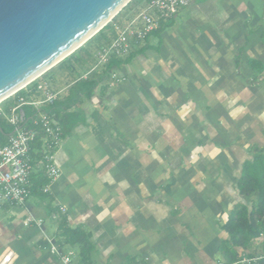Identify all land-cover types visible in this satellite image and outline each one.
<instances>
[{"label": "crops", "instance_id": "obj_1", "mask_svg": "<svg viewBox=\"0 0 264 264\" xmlns=\"http://www.w3.org/2000/svg\"><path fill=\"white\" fill-rule=\"evenodd\" d=\"M242 1L259 13L258 0ZM234 6L229 0H192L182 9L191 7L184 13L186 19L180 21L183 23H174L178 14L170 20L174 28L164 39L167 28L158 36L151 33L135 50L147 46L122 66L145 53L148 62L145 77L139 80L132 77L122 83V99L127 100L135 91L147 97L151 107L144 106L143 111L134 115V120L129 100L123 103L124 109L120 112L94 108L91 99L81 105L84 122L63 137L54 159L59 176L49 186L48 197L41 200L31 193L25 207L0 204V257L12 251L10 264H61L58 256L44 248L45 236L40 228L24 224L29 212L43 219L46 236L47 220L53 234L60 233L57 221L47 214L50 203L56 207V213L63 206L67 225L81 227L86 239L91 240V243L87 241L86 256L90 264H219L224 261L219 246L227 234L221 226L234 204L239 203L237 197H244L238 191L237 182L243 163L252 157L247 149L252 144L260 148L264 145L261 144L264 137L260 140L247 124L251 114L249 102L255 103L254 114L264 122V83L247 82L254 69L233 57L240 52L247 58L252 52L255 55L251 59L263 62L264 42L259 40L255 48L247 46L248 34L239 23L240 16ZM151 37L158 39V45L149 43ZM259 52L261 57L257 55ZM147 79L154 84L149 86ZM85 103L88 104L85 106ZM235 115L242 117L236 125ZM138 118L144 120L145 126L151 125L150 139L159 137L171 143H174V134L193 124L195 129L183 132L186 136L200 132L201 157L191 165L184 154L181 156L179 151L172 152L169 146L165 147L164 152L169 153L178 167L171 174L174 168L169 165L170 160L157 159V164L170 172L154 189L147 178L122 173L119 164H129L132 157L139 162L142 159L136 150L130 151L131 156L125 155L127 150L122 151L114 139L120 131L135 132ZM223 122L237 128L227 138L224 134L222 138L220 132L219 124ZM131 140L135 143V139ZM147 160L151 158L144 159L150 167ZM179 181L185 184V189L194 188V193L190 191L187 196L189 204L182 186L177 184ZM227 184L237 197H232L229 189L225 190ZM232 198L230 210L227 204L224 208ZM38 209L43 215L36 216ZM172 216L176 219L172 230L166 236L158 234L154 238L153 225L160 227V223ZM181 228L188 237L180 234ZM155 239L159 241L153 244Z\"/></svg>", "mask_w": 264, "mask_h": 264}, {"label": "rangeland", "instance_id": "obj_2", "mask_svg": "<svg viewBox=\"0 0 264 264\" xmlns=\"http://www.w3.org/2000/svg\"><path fill=\"white\" fill-rule=\"evenodd\" d=\"M256 1V0H255ZM254 1V2H255ZM229 2H232L233 5H235V10L238 12V16L239 17V23L246 29V33L248 34V38L246 39V44L247 46L253 47L255 48L254 44L255 43H259V40H261L262 42H264V0H258L256 6L258 5L261 9L258 10L259 13L256 14V11L253 10V7L251 4L245 3L242 0H229ZM141 6L140 2H131L129 4V6H127L128 8H122V10L119 12L120 14L117 15V18H120L121 15L123 14H134V10H137V8ZM191 7H187L184 10H182L179 15L177 16L176 19H174V23H183L180 21H183L186 19V15L184 13H186ZM244 8V9H243ZM234 10V11H235ZM255 11V12H254ZM123 17V16H122ZM172 24L170 26L167 27V29L164 30V36L162 39H164V37H166L167 34H169L170 30L174 28V26H172ZM185 27L186 24L184 25ZM171 27V28H170ZM96 35V34H95ZM93 37V36H92ZM95 41L88 39L84 44H82L85 52H81L80 54L76 55V58L70 60V61H63L61 63V67L58 66L59 63H57L56 65H54L53 67H51L50 69H48L44 75L41 76V78H39V81L45 80L49 83H51L52 88L54 89H60V88H64V87H68L69 85H71V83L77 79L80 78H84L86 76H88L89 74L93 73L94 71L98 72L101 71L103 68V66H101L98 63V58H99V50L98 47L94 44ZM149 43H151V45H158V39H152V37L150 38ZM79 47V48H80ZM78 48V49H79ZM156 52V51H155ZM158 53V51H157ZM256 53V52H255ZM145 54V53H144ZM143 55H137L136 58L131 62V64L126 65V66H121L118 70H115L110 76L106 77L103 84H101V86H105V93L101 94V86L96 88V92H95V96L90 100V102L92 103L94 108H105L108 109L110 112H120L122 109H124L123 107V103H125L127 100L131 101L130 103V107L131 110L130 114H131V118L134 120V115L138 114L140 111L144 110V106L145 107H151L150 105V101L147 99V97L137 93L134 91L133 94H131L130 96H127V100H123L122 98L124 97L123 94V90L122 88L120 89V86L122 87V83H125L126 81H129L132 77L136 78L137 80H139L138 78H144V70L147 69V64L148 62L145 59V56ZM259 53H257V55L259 57H261V55H259ZM251 56H248L247 58L244 56H242V53L237 52L235 54H233V57H235V59H240V61H244L245 64L247 66H249V60H251V57L254 56L255 54L251 52L250 54ZM158 58V54L156 55ZM68 57V56H67ZM160 57V56H159ZM66 58V57H65ZM64 58V59H65ZM79 59V60H78ZM262 59V58H260ZM264 62V58L262 59ZM162 70V69H161ZM252 72V71H251ZM164 73L166 74V72L164 71ZM157 80H159V77L156 76ZM155 77V78H156ZM166 84H169L168 82V78ZM143 81V80H141ZM149 81V82H148ZM147 82L149 83V86H151L152 83L151 80L147 79ZM247 82H258V83H264V70H257L254 69V72H252V74L249 76V80ZM165 84V85H166ZM66 91V89L64 90V92ZM261 91V90H260ZM63 92V93H64ZM128 93V92H127ZM100 95H108L107 97H102ZM96 99V100H94ZM89 102V101H88ZM136 102V103H134ZM250 105L248 106L251 110V114L247 117L248 118V129L250 131H252L254 133V135H257L260 140L264 137V122H260V120L256 117V114H254V102H249ZM88 103H85V106ZM128 104V102H127ZM126 104V105H127ZM248 103H246L247 105ZM2 105V104H0ZM141 117H143L142 114H140ZM242 117L240 115H235L233 116V123L236 125L235 122L241 120ZM144 120L141 118H138V122H137V128H136V133L131 131L130 133L127 131H120L116 137H115V142L116 144L120 145V149L122 151H126V154H129L130 151L132 150H136L139 153V157H141V161L139 162V159L137 160L136 158H131L129 160V164L128 162H126L125 164H119V166L122 167L121 172L126 173L127 176H129L130 174L133 175H137V176H141L143 178V180H145L147 178L148 183L151 184V186L153 187V189L158 186V184L165 178L167 177L168 173L170 172V169H164V167H162L161 165L157 164V159H162L164 157V159L170 160L169 165H172V167L174 168L170 173L174 174L176 173V168L178 166H176V162L173 161V159L170 157L169 153L164 152L165 147L169 148L170 150H172V152H176L179 151L180 155L183 156V154L186 156V159L189 161V163H191V165L197 160V158L201 157L202 155V144L201 141L199 139H201V135L200 132L197 133H191V136H186V133L188 130H193L195 129L193 126V124H191L189 127L186 126V128H181L183 131L174 134V136L172 137V140L174 143L171 142H167L164 141V139L160 140V138H153L150 139L149 138V134L151 131L150 126L151 125H144ZM261 125L263 126V129L261 127ZM219 127L222 128L221 129V133H222V138H223V134L224 137L227 138L228 135H231L232 132L234 131V125L232 123H227V122H223L221 123V125L219 124ZM237 129V128H235ZM223 131L225 133H223ZM131 139H135V143H132ZM124 143V144H123ZM264 143L261 142V144ZM260 145V144H259ZM258 149H260L263 153H264V145L260 147H258L255 144H252L251 146H249L248 153H250V155H253L255 152H258ZM131 156V154H129ZM123 156V154H122ZM128 157V156H127ZM151 158V160H147L150 163V167L147 166V163L144 162V159L146 158ZM186 160V161H187ZM175 162V164L173 165L172 163ZM128 164V165H127ZM187 166V164H186ZM185 166V167H186ZM194 166V165H193ZM148 168L150 169V172H148ZM149 174V175H148ZM149 176V178H148ZM142 181V179H141ZM140 181V183H141ZM183 181V180H182ZM179 181L177 182V184H180L181 187V191L182 193H184L185 196V200L188 201L186 204L191 203L190 198H188L187 196H190V193H194V188H189V189H185V184H182L183 182ZM143 182V181H142ZM196 187V186H195ZM229 189L230 190V194L231 196L233 195L234 197H237L238 195L235 193L234 194V190L229 188V185L227 184L225 186V190ZM191 191V192H190ZM229 194V195H230ZM232 196V197H233ZM256 198V194H253V196L251 198H248V200L251 199H255ZM238 202H244L246 200V198L244 199V197H237ZM235 200V199H234ZM185 201V202H186ZM230 202L225 203L224 208L226 207L227 204V208H229L231 205H233V198L232 200H229ZM35 210V209H34ZM230 210V208H229ZM37 211V209H36ZM42 210L38 209V215L36 216H41L43 215V213L39 214ZM33 213V212H32ZM63 217V214H59V218L61 219ZM222 217V216H221ZM220 217V219H222ZM51 219V218H50ZM49 221H45V226L47 227L48 237H51L53 239V241L57 244V240L60 238V233L56 232V234L54 235L52 231V227L49 226ZM160 223V222H159ZM176 223V219L175 217H170V219L166 222L160 223V227L154 226L152 230L154 231V238H156V236L159 234L160 236H163L168 233V231L170 232L173 228V225ZM218 223V220H217ZM30 225H28L29 227ZM160 228V229H159ZM180 234L186 235V237H188V234L186 231H183V229H180ZM43 235V234H42ZM52 235V236H51ZM164 236V237H165ZM43 242L46 243L44 248L47 249L48 247V242L47 240L43 237ZM87 241L89 243H91V240H89V238H87ZM159 240H154L153 244L158 243ZM212 244V243H211ZM58 245V244H57ZM264 247V242H263V238L260 236L256 239H253L250 244L248 245V247H246L245 249H242L240 247H236L233 248V250L237 253L238 258H243L244 254L246 253H255L256 255L259 253H262V248ZM60 249V248H59ZM62 250H60L61 253L66 254L69 256L70 260L67 261V263H64L63 261L60 260L61 264H78L79 263V257L77 254V250L75 248H66V247H61ZM95 250V249H93ZM93 255V251L91 250L89 253V256L92 257ZM223 261V260H222ZM243 263H245L247 261V258H243L242 259ZM93 263V260H92ZM96 264V263H95ZM128 264V263H126ZM211 264H216L215 262H212Z\"/></svg>", "mask_w": 264, "mask_h": 264}, {"label": "built area", "instance_id": "obj_3", "mask_svg": "<svg viewBox=\"0 0 264 264\" xmlns=\"http://www.w3.org/2000/svg\"><path fill=\"white\" fill-rule=\"evenodd\" d=\"M191 1L140 0L141 6L134 10V14H123L112 22L114 35H110L109 41L98 49V63L104 66L110 58L126 57L144 44L146 38L161 23L174 19ZM42 75L20 89L25 91L27 98L20 96L8 113L0 106V114L13 126L6 144L0 146V204L5 202L12 206L25 207L31 195V176L38 170L44 168L49 177V182L43 187L44 192L49 193V186L59 176V168L54 159L62 145L63 136L58 121L52 114L39 112L29 122H23V114L19 111L24 104L39 108L62 96L65 89L67 91L68 87L54 89L51 83L42 79L39 81ZM37 141L38 147L35 146ZM65 211L61 206L58 214L52 213L50 216L52 220L58 221L59 214H64ZM43 222L42 218H36L29 212L24 219L25 225L34 224L40 228L48 242L50 253L67 263L69 256L61 253L53 239L45 235ZM12 255L13 252L9 251L1 256L0 264H10Z\"/></svg>", "mask_w": 264, "mask_h": 264}, {"label": "trees", "instance_id": "obj_4", "mask_svg": "<svg viewBox=\"0 0 264 264\" xmlns=\"http://www.w3.org/2000/svg\"><path fill=\"white\" fill-rule=\"evenodd\" d=\"M131 2L137 3L140 0H130L124 8L127 9V6ZM117 15L99 30L96 35L90 38V40L95 41L94 44L98 49L109 41L110 35L111 37L114 35L112 22L116 19ZM170 22L161 23L152 33L158 36L161 30L171 25ZM146 48L147 46H144L138 51H132L124 58H110L101 71H94L84 78L73 81L68 86L65 94L57 97L51 103L44 104L39 108H34L27 104L20 106L19 111L23 114V122H29L39 112L52 114L60 125L62 136L65 137L73 128L84 122L85 115L81 109V105L95 96L96 88L103 84L105 78L110 76L115 70H118L122 65L129 63L137 53H142ZM82 51L85 52L83 47L75 50L68 57L60 61L58 66L61 67L63 61H70L76 58V55ZM249 64L253 69L264 70V62L262 61L251 59L249 60ZM101 92V94L105 93V86H101ZM20 96L27 98L25 91L19 90L15 95L1 103L2 110L8 113L9 108L16 103ZM12 130L13 126L6 122L5 118L0 114V146L6 144L8 135ZM35 146H39L38 141ZM31 152L33 153V150ZM48 182L49 177L46 175L44 168L34 172L31 176V193L36 194L41 200L42 198L45 199L49 193L44 192L43 187ZM237 188L246 200L234 204L226 221L221 226V229L226 232L227 237L221 240L219 246V251L224 258V261L219 264H264V247L262 248L263 252L260 254H244L243 258H247L245 263L242 261L243 258H238L237 253L233 250L236 247L245 249L253 239L260 236L264 242V153L260 149L243 163ZM253 194H256V198L248 200ZM50 205V203L47 204V214L49 217L56 211V207ZM57 225L60 230V238L57 240L59 247L67 245L74 247L78 250V264H86L89 245L85 231L79 226L74 228L69 227L63 217L57 221ZM87 264H90V262Z\"/></svg>", "mask_w": 264, "mask_h": 264}, {"label": "water", "instance_id": "obj_5", "mask_svg": "<svg viewBox=\"0 0 264 264\" xmlns=\"http://www.w3.org/2000/svg\"><path fill=\"white\" fill-rule=\"evenodd\" d=\"M129 1L0 0V102L72 54Z\"/></svg>", "mask_w": 264, "mask_h": 264}, {"label": "bare ground", "instance_id": "obj_6", "mask_svg": "<svg viewBox=\"0 0 264 264\" xmlns=\"http://www.w3.org/2000/svg\"><path fill=\"white\" fill-rule=\"evenodd\" d=\"M124 6H125V5H124ZM124 6H122L121 8H123ZM121 8H120V9H121ZM120 9H118L115 13H117ZM115 13H114V14H115ZM114 14H113V15H114ZM111 17H112V16H111ZM111 17H110V18H111ZM110 18H108V19L106 20L105 23H107V22L110 20ZM54 65H56V64H54ZM54 65H53V66H54ZM53 66H52V67H53ZM44 71H45V70H44ZM42 73H43V71L40 72L39 74H37L36 76H34L33 78H31L30 80H28V81H27L26 83H24L23 85H21V86H19L18 88H16V89L14 90V92L17 91L18 89H19V90L22 89L26 84H28V83L31 82L32 80L36 79V78H37L38 76H40ZM12 92H13V91H12Z\"/></svg>", "mask_w": 264, "mask_h": 264}, {"label": "clouds", "instance_id": "obj_7", "mask_svg": "<svg viewBox=\"0 0 264 264\" xmlns=\"http://www.w3.org/2000/svg\"><path fill=\"white\" fill-rule=\"evenodd\" d=\"M123 8H124V7H123ZM120 11H121V10H120ZM120 11H119V12H120ZM119 12H118V13H119ZM118 13H117V14H118ZM117 14H116V15H117ZM114 17H115V16H114Z\"/></svg>", "mask_w": 264, "mask_h": 264}]
</instances>
